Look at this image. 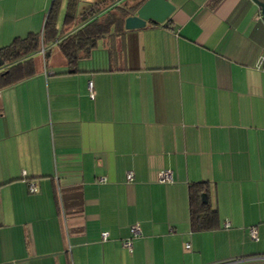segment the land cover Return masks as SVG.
<instances>
[{"label":"crops","instance_id":"crops-1","mask_svg":"<svg viewBox=\"0 0 264 264\" xmlns=\"http://www.w3.org/2000/svg\"><path fill=\"white\" fill-rule=\"evenodd\" d=\"M68 2L0 0V48L42 32L53 8L62 29ZM170 2L166 24L100 39L76 73L53 45L0 88V264H264L261 10ZM198 183L211 230L192 228Z\"/></svg>","mask_w":264,"mask_h":264},{"label":"trees","instance_id":"trees-1","mask_svg":"<svg viewBox=\"0 0 264 264\" xmlns=\"http://www.w3.org/2000/svg\"><path fill=\"white\" fill-rule=\"evenodd\" d=\"M57 1L55 0V5ZM121 1L123 0H102L90 4L78 15L79 0H69L62 29L57 27V15L53 8L42 32L30 33L26 38H16L10 45L0 48V70L3 69L0 72V88L35 75L34 56L42 54L47 61L53 48L58 49L65 57L68 73H76L80 59L89 57L100 39L127 32L126 18L134 15L147 0H128L124 4ZM71 25L74 30L68 33L66 30ZM207 193L205 183L190 186V212L194 231H206L214 227L216 212Z\"/></svg>","mask_w":264,"mask_h":264},{"label":"water","instance_id":"water-1","mask_svg":"<svg viewBox=\"0 0 264 264\" xmlns=\"http://www.w3.org/2000/svg\"><path fill=\"white\" fill-rule=\"evenodd\" d=\"M261 10L264 21V1L253 0ZM176 8L170 0H147L134 15L125 20V30H139L147 27L148 24L155 23L159 25L166 24ZM1 65V64H0Z\"/></svg>","mask_w":264,"mask_h":264},{"label":"built area","instance_id":"built-area-1","mask_svg":"<svg viewBox=\"0 0 264 264\" xmlns=\"http://www.w3.org/2000/svg\"><path fill=\"white\" fill-rule=\"evenodd\" d=\"M260 64H264V56L261 57V59H260ZM128 180H129V182H132V181H133V177H132L131 174L128 176ZM171 181H172V177H171V174H170L169 172H163V173L161 174V183L164 184V183H169V182H171ZM29 192H30L31 194H35V193H37V192H38V188H37V186H35V184H30V186H29ZM132 232H133V236H134V237L139 236V230H138L137 227H134V228L132 229ZM102 240H103V241H107V240H108V234H107V233H104V234L102 235ZM131 245H132L131 241H126V242L124 243V246L127 247V248H130ZM189 247H190V246H187V248H189ZM238 262H241V260H230V261L222 262V263H218V264H234V263H238Z\"/></svg>","mask_w":264,"mask_h":264},{"label":"rangeland","instance_id":"rangeland-1","mask_svg":"<svg viewBox=\"0 0 264 264\" xmlns=\"http://www.w3.org/2000/svg\"><path fill=\"white\" fill-rule=\"evenodd\" d=\"M50 63V62H49Z\"/></svg>","mask_w":264,"mask_h":264}]
</instances>
